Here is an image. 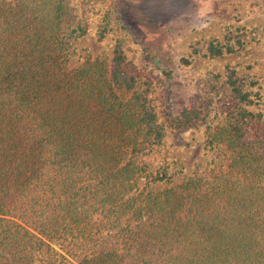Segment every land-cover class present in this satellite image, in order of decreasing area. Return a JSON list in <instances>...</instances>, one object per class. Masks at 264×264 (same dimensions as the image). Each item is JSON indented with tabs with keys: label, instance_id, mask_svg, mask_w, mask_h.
<instances>
[{
	"label": "trees",
	"instance_id": "1",
	"mask_svg": "<svg viewBox=\"0 0 264 264\" xmlns=\"http://www.w3.org/2000/svg\"><path fill=\"white\" fill-rule=\"evenodd\" d=\"M68 1L0 0V264H264V121L242 108L255 101L235 71L237 119L206 134L225 166L179 182L150 172L144 157L166 131L187 132L205 111L162 123L120 42L110 60L68 70L70 37L88 33H69Z\"/></svg>",
	"mask_w": 264,
	"mask_h": 264
},
{
	"label": "rangeland",
	"instance_id": "2",
	"mask_svg": "<svg viewBox=\"0 0 264 264\" xmlns=\"http://www.w3.org/2000/svg\"><path fill=\"white\" fill-rule=\"evenodd\" d=\"M86 24L85 36L70 37L68 70L95 57L110 60L120 42L125 67L138 72V87L162 123L168 113L192 104L205 111V121L187 132L166 131L163 143L144 157L150 172L167 169L179 182L194 174L209 178L225 166L226 153L207 148L206 134L209 126L237 119L227 108L231 70L255 101L242 108L264 121V0H105L86 11L78 0H69V33ZM101 27L108 31L103 41L97 35ZM211 42L233 45L235 51L211 57Z\"/></svg>",
	"mask_w": 264,
	"mask_h": 264
}]
</instances>
